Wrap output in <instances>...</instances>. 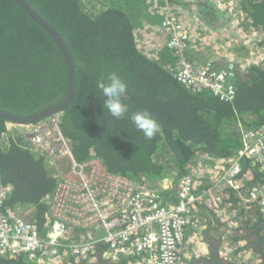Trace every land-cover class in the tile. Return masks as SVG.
Listing matches in <instances>:
<instances>
[{
	"label": "trees",
	"instance_id": "16d2710c",
	"mask_svg": "<svg viewBox=\"0 0 264 264\" xmlns=\"http://www.w3.org/2000/svg\"><path fill=\"white\" fill-rule=\"evenodd\" d=\"M26 1L57 28L75 59V98L61 120V130L75 159L84 162L97 156L109 171L131 180L145 176L160 180L173 178L175 170V179L184 177L194 168L197 156L201 157L198 162L203 172L197 192L204 195V200L196 202L192 220L204 221L218 237L207 232L210 253L200 261L256 264L261 257L248 231L258 230L264 240V212L257 206H247L243 196L253 186H264V171L245 160L241 191L212 185L211 179L219 178L223 167L240 151L242 128L264 127V67L236 69L237 96L233 102L207 93L193 94L172 71L179 57L167 47L168 36L151 34L152 26L163 21L160 9L166 0ZM229 2L222 0L220 7L209 2L204 5H211L208 8L212 14L222 10L237 18V52L248 55L252 37L264 49V0H237L234 9ZM110 72L120 75L128 85L123 97L128 115L147 111L158 121L161 131L155 138H145L128 115L117 120L105 112L96 84ZM67 94V62L54 38L14 0H0V110L30 115L63 102ZM53 171L34 149L31 138L0 117V175L13 187L5 211L21 209L26 219L44 230L47 204L43 199L55 188ZM177 189L166 191V196L174 197ZM226 212L241 216L235 225L229 263L219 253L228 225ZM191 227L189 224L187 228ZM108 245L98 244L93 263L71 257L65 264H131L126 256L117 263L103 259L101 254ZM185 257L198 264L196 256L189 259L185 253ZM0 264L29 262L21 256H0Z\"/></svg>",
	"mask_w": 264,
	"mask_h": 264
},
{
	"label": "built area",
	"instance_id": "2783aa9c",
	"mask_svg": "<svg viewBox=\"0 0 264 264\" xmlns=\"http://www.w3.org/2000/svg\"><path fill=\"white\" fill-rule=\"evenodd\" d=\"M229 1L234 9L237 0ZM207 2L220 7L222 0H199L197 9H205ZM160 13L163 21L152 26L151 34L168 36L167 47L178 55L180 62L172 71H178L176 79L191 93H207L233 102L237 96L236 69L264 67V49L256 45L253 37L248 43V55L236 51L237 18L233 14H230L229 25L235 29L236 36L230 37L228 42L217 37L218 56L202 64L189 57V50L208 43V27L202 24L199 30L190 27L175 3L171 6L167 3ZM144 53L152 58L148 52ZM221 62L223 68L217 67ZM62 114L59 112L36 123L21 125L26 127L22 132L31 138L34 149L54 168L56 185L43 199L47 204L44 220L47 227L41 235L38 225L23 217V210L5 211L13 187L0 175V256H21L27 262L38 259L37 264H65L71 257L94 260L98 244L105 242L109 243V248L103 255L109 262H117L128 250H133L137 253L133 264H193L186 259L185 253L188 258L189 254L198 255L200 245L199 242H195L196 245L187 243L186 234L189 224L194 229L197 226V221L192 220L196 202L204 200V195L197 192L198 179L203 172L198 161L202 158L197 156L194 168L178 179L174 178L178 175L175 170L173 178L165 176L152 180L145 176L142 180H131L109 171L97 156L77 161L61 130ZM10 125L12 128L19 124ZM241 130L240 151L230 158L219 178L211 179L212 185L241 191L245 160L264 171V127ZM175 187H178L175 196L167 197L166 191ZM243 198L247 206H257L264 212V186H253ZM226 220L228 225L224 229L221 252L231 258L235 225L241 221V216L226 212Z\"/></svg>",
	"mask_w": 264,
	"mask_h": 264
},
{
	"label": "water",
	"instance_id": "95a60500",
	"mask_svg": "<svg viewBox=\"0 0 264 264\" xmlns=\"http://www.w3.org/2000/svg\"><path fill=\"white\" fill-rule=\"evenodd\" d=\"M22 9L29 15V17L37 22L40 26L47 30V32L54 38L55 42L61 49L68 67V94L66 99L56 105L49 106L39 110L30 115H17L10 112L0 110V117L8 120L10 123L27 125L33 124L43 120L51 115L63 112L73 102L76 92V63L73 53L68 46L62 34L54 27L47 19L42 17L33 7H31L26 0H14Z\"/></svg>",
	"mask_w": 264,
	"mask_h": 264
},
{
	"label": "clouds",
	"instance_id": "9594fccd",
	"mask_svg": "<svg viewBox=\"0 0 264 264\" xmlns=\"http://www.w3.org/2000/svg\"><path fill=\"white\" fill-rule=\"evenodd\" d=\"M103 97L105 112L117 120L129 114L128 105L123 102L128 85L120 75L110 72L102 76L96 84ZM135 128L142 132L144 137L151 140L161 131L158 121L147 111H138L128 115Z\"/></svg>",
	"mask_w": 264,
	"mask_h": 264
},
{
	"label": "crops",
	"instance_id": "0c3cea01",
	"mask_svg": "<svg viewBox=\"0 0 264 264\" xmlns=\"http://www.w3.org/2000/svg\"><path fill=\"white\" fill-rule=\"evenodd\" d=\"M181 14H182V17L184 18V20L186 21V23L190 27L196 28V30H199V27L201 25V22L200 21L197 22L199 19H198V13L195 11V9H193L191 7H190V9H184V5L182 4ZM230 22H231V16L229 18V22L226 21V23L224 24V25H227V27H229V28H227L226 26L225 27H222V28L219 27L221 29L218 28V31H216V34H215L216 35L215 38L209 39L207 45H203V46H200L199 45L200 46V49L202 51H198V50L192 49L190 52H195L196 51L198 53H202L203 50H204V48L207 47V48H209V50L213 51L212 57H215L216 58L218 56V48L216 46V38L217 37H221V39L224 38L225 40H228L230 37H235L236 36V32L234 31L235 29H232L230 27V25H229ZM206 24H208V23H206ZM199 46H197V47H199ZM153 184H155V183H153ZM205 226H206V228H205ZM207 232L210 233L213 237H218L213 232V229L207 227V223H205L204 221L201 222L200 220L197 221V226H196L195 229H194V227H191V229H188V232H187L188 234H190V235L187 234L188 235L187 238L190 239V244L191 245H196L195 242H199V245H200V253L198 255L197 254H189V259L191 258L192 255H194V256H196V259H198V263L199 264H204L200 260L202 258H204V257H208L209 256V253H210L209 246H208V243H207V240H206V237L208 235ZM196 233H197V235H196ZM199 233H201V234H199ZM218 244H219V241L217 240V245ZM221 251H222V248L220 246L219 253H220L221 258H223L222 260L223 261L226 260L229 263L230 260L233 257H231V258L225 257L222 254ZM253 258H255V257H253ZM94 261H96V260H88L89 263H93Z\"/></svg>",
	"mask_w": 264,
	"mask_h": 264
},
{
	"label": "rangeland",
	"instance_id": "374dc122",
	"mask_svg": "<svg viewBox=\"0 0 264 264\" xmlns=\"http://www.w3.org/2000/svg\"><path fill=\"white\" fill-rule=\"evenodd\" d=\"M167 3H168L169 6H171V4H173V3H175L176 5L178 4L177 6L180 9H182V4L184 5V9H190V7L195 9V11L198 13V19H199L197 22L200 21L201 24L204 25V26L208 25L207 26L208 27L207 28V32L210 34L209 39L215 38L216 37L215 34H216V31H218V28L219 27L222 28V27H225V26L227 27V25H224V24L226 23V21L229 22L230 13L229 14H225L222 10H218L215 14H212L208 7H205V9H204V7H200L199 9H197V6L199 4V0H169V1H167ZM167 3H165V4H167ZM206 23H208V24H206ZM221 28H219V29H221ZM227 28H229V27H227ZM220 41L223 42L224 38L221 39ZM228 41L229 40H225V42H228ZM203 45H207V44L203 43ZM203 45H200V46H203ZM200 46L197 47L194 50L202 51L200 49ZM256 49L257 48H253V50H256ZM191 50L192 49H190L189 51H191ZM257 50H259V49H257ZM259 51H261V50H259ZM231 53L233 54V52H231ZM212 54H213V51H211V50H209V48L205 47L202 53H198L196 51L195 52H191L189 54L190 55L189 57L191 59L199 62V63L205 64L210 59L213 60ZM12 128L13 129H18L21 132H22V130H26V127L21 126V125H16V126L12 125ZM228 257H230V256H228Z\"/></svg>",
	"mask_w": 264,
	"mask_h": 264
},
{
	"label": "flooded vegetation",
	"instance_id": "af4514ba",
	"mask_svg": "<svg viewBox=\"0 0 264 264\" xmlns=\"http://www.w3.org/2000/svg\"><path fill=\"white\" fill-rule=\"evenodd\" d=\"M249 238L254 246V248L259 252L261 259L256 262V264H264V240L258 234V230L250 229Z\"/></svg>",
	"mask_w": 264,
	"mask_h": 264
},
{
	"label": "bare ground",
	"instance_id": "6f19581e",
	"mask_svg": "<svg viewBox=\"0 0 264 264\" xmlns=\"http://www.w3.org/2000/svg\"><path fill=\"white\" fill-rule=\"evenodd\" d=\"M179 65H180V62L178 61V63H177V68L179 67ZM176 68V69H177ZM177 70H175L174 71V75H175V77H177ZM24 217V216H23ZM35 223V222H34ZM37 224V223H36ZM38 225V224H37ZM39 227V226H38ZM47 227V226H46ZM46 227L44 228V230H41L40 228V231H41V233H45V229H46ZM106 244H109V243H106ZM108 248H109V245H108V247L104 250V252L101 254V257L103 258V259H106L105 258V256L103 255L105 252H107L108 251ZM20 257V256H19ZM122 257H124V256H122ZM136 258H137V253L136 252H134L133 250H128L127 252H126V259H129V260H131V264H133V261H135L136 260ZM94 260H97V258H95ZM107 260V259H106ZM121 260V259H120ZM119 260V261H120ZM108 261V260H107ZM119 261H117V262H119ZM139 261H142L141 259H139ZM37 262H38V259H36V260H34V261H32V262H29L30 264H37ZM117 262H113V263H117Z\"/></svg>",
	"mask_w": 264,
	"mask_h": 264
}]
</instances>
